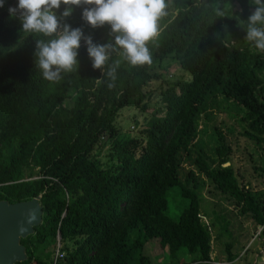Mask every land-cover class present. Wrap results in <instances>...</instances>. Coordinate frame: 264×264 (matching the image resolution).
Wrapping results in <instances>:
<instances>
[{"label":"trees","instance_id":"obj_1","mask_svg":"<svg viewBox=\"0 0 264 264\" xmlns=\"http://www.w3.org/2000/svg\"><path fill=\"white\" fill-rule=\"evenodd\" d=\"M166 2L163 31L148 45L151 65L133 67L116 50L105 68L95 69L82 40L78 69L53 82L36 68L37 39L47 38L24 33L19 11L9 12L18 0H4L0 200L40 195L42 206L41 223L20 239L26 259L15 264H213L211 231L200 213L205 181L191 168L183 174L187 159L264 235V205L239 179L223 133L215 126V145L208 146L198 129L215 106L234 113L240 134L256 149L264 147V51L246 39L248 19L258 6L255 0ZM233 2L239 11H233ZM66 7L55 11L61 15ZM71 7L62 24L82 29L96 44L114 43L110 25L93 28L83 19L84 8L92 6ZM168 59L188 77L171 78ZM112 68L114 79L108 75ZM154 81L159 99L140 133L122 131L118 115L130 107L148 110ZM253 168L264 175V154ZM173 194L185 203L177 219L168 213ZM154 244L160 255L164 250L176 255L158 261L148 251ZM230 248L229 243L227 259L233 261L237 255Z\"/></svg>","mask_w":264,"mask_h":264},{"label":"clouds","instance_id":"obj_2","mask_svg":"<svg viewBox=\"0 0 264 264\" xmlns=\"http://www.w3.org/2000/svg\"><path fill=\"white\" fill-rule=\"evenodd\" d=\"M61 4L68 7L58 15L55 10L60 9ZM83 5L92 6L84 8L83 19L93 28L110 25L114 43L96 44L82 29L61 23L62 18L72 14L71 6ZM255 5L258 7L248 19L246 39L254 42L256 49L264 51V0H255ZM3 6L4 0H0V7ZM168 7L166 0H18L17 8H9V12L15 16L19 11L24 33L47 38L37 39L36 68L46 80L55 82L61 79L62 72L78 69L82 40L87 44L95 69L105 68L110 53L116 50H121L133 67L151 65L148 45L155 44L161 35L160 21L168 16ZM224 14L217 9L218 16ZM114 72L115 68L108 72L113 79Z\"/></svg>","mask_w":264,"mask_h":264},{"label":"rangeland","instance_id":"obj_3","mask_svg":"<svg viewBox=\"0 0 264 264\" xmlns=\"http://www.w3.org/2000/svg\"><path fill=\"white\" fill-rule=\"evenodd\" d=\"M233 11H239L240 5L233 2ZM161 23V22H160ZM164 65L168 69V74L171 78L180 76L188 77L186 73H181L179 65L172 60H165ZM159 81H154L150 84L151 98L149 100L148 110L141 112L140 110L130 107L122 110L117 117L116 125L124 132H130L133 135H138L142 124L149 117V112L153 109L159 99ZM207 112L210 113V120L199 122V134L203 141L208 142V146L215 145L213 139L214 127H219L224 135V140L231 147V163L240 174V180L243 183H249L255 198L264 205V175L256 171L253 166L260 163V158L264 154L263 148H255L254 144L245 136L240 134L241 124L234 113L220 111L215 106H209ZM138 122L137 125L134 123ZM202 121V119H201ZM133 125V126H132ZM133 127V128H132ZM232 129V131H231ZM105 148L99 157L102 161L106 160ZM182 162L183 174L188 169H193L196 176L204 179L205 184L199 189L200 193V213L203 223H206L211 231L212 249L210 258L213 264H264V235L260 234L261 226H258L248 214H242L238 211L234 202L227 195L220 193L214 188L211 182L197 171L191 163ZM175 189V188H172ZM171 189V190H172ZM185 203L178 200L177 194L169 195L168 197V213L173 219H177L181 209ZM225 224L227 227L225 229ZM231 244L230 251L236 254L237 257L233 261L227 259V245ZM57 246L56 242V247ZM55 247V248H56ZM149 253L154 254L160 260H168L170 252L162 253L157 245H151ZM58 249V248H57ZM181 256V253L178 254ZM156 257V258H157ZM189 257H186L187 261Z\"/></svg>","mask_w":264,"mask_h":264},{"label":"water","instance_id":"obj_4","mask_svg":"<svg viewBox=\"0 0 264 264\" xmlns=\"http://www.w3.org/2000/svg\"><path fill=\"white\" fill-rule=\"evenodd\" d=\"M39 198L40 195L14 203L0 200V264H15L26 259L20 239L32 234L34 226L41 223L42 206ZM59 239L58 234V246Z\"/></svg>","mask_w":264,"mask_h":264},{"label":"built area","instance_id":"obj_5","mask_svg":"<svg viewBox=\"0 0 264 264\" xmlns=\"http://www.w3.org/2000/svg\"><path fill=\"white\" fill-rule=\"evenodd\" d=\"M132 126H133V125H132ZM132 128H133V127H132ZM56 254H58L59 256H61V253H58V252H57Z\"/></svg>","mask_w":264,"mask_h":264}]
</instances>
